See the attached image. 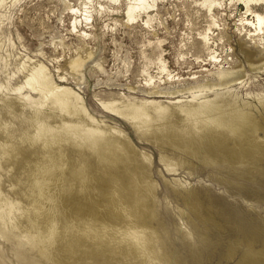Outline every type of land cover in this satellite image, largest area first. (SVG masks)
<instances>
[{
  "label": "rangeland",
  "instance_id": "rangeland-1",
  "mask_svg": "<svg viewBox=\"0 0 264 264\" xmlns=\"http://www.w3.org/2000/svg\"><path fill=\"white\" fill-rule=\"evenodd\" d=\"M134 1L0 0V203L6 198L16 201L5 218L4 208H0V264H171V252L182 255L185 264H195L193 254L201 249L195 227L215 240L204 250L206 264H237L252 250L239 228L252 221L254 226L261 225L259 239L252 242L254 250L264 249V161L258 160L254 166L251 160L204 163L182 149L160 147L150 138L152 129L165 121L156 106L168 105L176 113L171 120L182 124L188 115L181 107L195 106L198 100L192 94L200 91L197 84L205 83L213 86L203 90L209 97L215 96L214 89L222 90L217 95L221 102L228 101L235 90L252 101L250 126L239 133L226 127L215 131L238 150L252 142L264 144V106L257 99L264 96V71L250 69L239 49L242 44L264 61V33L247 23L256 21L257 13L264 16V0H137L143 7L138 6L139 12L130 18L127 9ZM214 54L217 61L212 60ZM77 56L84 63L74 70L71 60ZM39 62L60 85L70 86L82 96L103 128L121 129L112 131L131 144L139 159L150 162L156 189L153 224L163 234L167 230V245L158 238L153 251L97 254L88 249L97 246L95 242L100 244L94 228L100 230L107 245H117L115 235L120 233L114 228L125 227L136 218L129 192L132 179L123 163L105 166L97 153L105 141L95 143L85 133L88 117L83 111L82 116L80 111L64 113L49 99L38 108L34 101L40 97L37 91L29 85L18 89L28 71L23 66ZM236 67L244 69L242 83L228 90L225 85H213L222 69ZM103 100H114L117 105L143 104L151 114L150 130L137 128L132 119L106 108ZM37 116L51 127L40 137L35 135ZM203 124L198 128L213 127ZM162 155L175 161L177 169H167ZM51 156L60 157L61 162L57 159L58 165L49 169L54 175L45 191L71 198L70 204L63 208L60 198L59 212L49 199L43 200L45 213L36 216L30 213L34 210L29 201L34 202L32 194L38 190L31 187L36 173L48 175L46 163ZM179 159L185 161L180 162L183 166ZM80 169L87 181L77 173ZM190 188L199 192L209 209L208 218L189 210L184 195ZM54 217L57 231L45 238L42 247L47 255L39 246L38 233ZM21 221L26 230L15 225ZM19 249L26 254H18Z\"/></svg>",
  "mask_w": 264,
  "mask_h": 264
},
{
  "label": "bare ground",
  "instance_id": "bare-ground-1",
  "mask_svg": "<svg viewBox=\"0 0 264 264\" xmlns=\"http://www.w3.org/2000/svg\"><path fill=\"white\" fill-rule=\"evenodd\" d=\"M136 3H139V2H137L136 0V2L134 1L133 3H130L128 6L127 13L130 18H134L136 15V11L139 6ZM142 7L139 6L140 9ZM74 8L75 7H73V9ZM76 11L78 10L76 9ZM247 23L253 24L255 26V30H257L258 33H264V16L263 15L257 13V20L255 21L251 19ZM239 49L244 53L245 59L250 69L252 70L256 69L257 71H261V72L264 71V61H262L263 58L258 57L256 51H251L248 48H245L242 44L240 45ZM212 60L217 61L218 60L217 55L215 54L212 55ZM220 61H222V58ZM83 63H84V59L81 56H77L71 60V67L74 70H76V69H79L83 65ZM23 68H25V70L27 69L28 71L26 74L24 73L25 74L24 85L21 87H18V89L20 90L24 88L26 85H29L32 90L37 91L40 94V97L34 101H35V105H37L38 108L45 106V104L48 103V99H49L50 102L54 103L57 106V108L63 111L64 113H68V114L73 113L75 115L76 111H80L81 116H82V111H83L88 117L86 119V126L84 128L85 133L90 137V139L94 140L95 143H98V141H101L102 139H104L105 141L104 148L102 150L97 151V153L101 156V159L104 162L105 166L107 168L109 166H110L109 168H112V164L117 166L119 165V163H123L122 165L125 166L126 169L128 170V174H127L128 177H131L132 179L131 180L132 188L130 189L129 192L131 193V197L133 199L132 202L135 204L136 209L133 212L136 218L130 219L128 223L125 225V227L119 226V227L114 228L116 232L120 233V235H115V237L117 236V238L119 239L118 241H115L117 245H114V244L107 245L106 244L107 242H105V240L101 236L102 234H100V230L97 227L94 228L92 231L95 233L97 239L100 238V244H99V241L95 242V243H98L97 246H93L92 248L89 247L88 249L97 254H101L107 251H116V252L124 251L126 253H137V251L138 253L146 252V251H153L155 242L157 241L158 238H162L161 239L162 245H165L168 239V236H169L167 234V230L163 234L160 232V230H158L159 229L158 226H155L153 224V219L156 216V210H155L156 208L154 206L155 198H156L155 197L156 189H155V184L153 182L154 180L152 179L153 177H151V174H150V170H151L150 164H149L150 162H143V159L142 160L139 159L137 156L138 155L137 151L134 148H132L131 144L126 142V140H124L121 136L113 133L112 131V129H115L120 132L121 129L117 128L116 126H109L107 127V129L103 128L100 123V120L97 119L94 115H92L88 111L82 96L78 92H76L72 87L67 86V85H60L51 76V74H49L50 72L48 71V67L44 63L39 62L29 68H26V66H23ZM244 74H245L244 69L242 67H239V68L236 67V68H232L228 70L222 69L220 73L218 74L219 81L216 83H213V82L212 83L213 85L215 84L219 86L225 85L226 86L225 89H226L227 87H230L231 85L242 83L244 81L242 79ZM196 86L201 87L199 88L200 91L193 92L194 90L193 88H192L193 90L191 91L193 92L192 98L198 100L197 104L195 106L181 107L182 110H185L188 115L186 121L190 120V122L184 121L183 123L181 120L182 124H179L180 122L178 123L175 120L174 121L171 120L172 119L171 117H176V113L174 112L175 110L174 111L171 110L168 105L158 104V106L156 107L158 111L161 113L162 119L164 118L165 121L160 125H156L155 128L152 129L153 131L150 134L151 135L150 138L154 142H156V144H158L160 147H165V146L174 147L175 149H177L174 151H178L182 149L183 152L184 151L186 152V154L188 153V155L190 156H195L196 158H198L204 163H210L214 159H218V160L226 159L232 163H237L240 160H243V161L251 160L252 163L250 165L254 166L258 160L264 161V144L262 143L255 144L252 142V143H249L247 146L243 147L242 150H238L235 147V145H231L229 142H227V139H225L222 135L218 134L215 131V129L219 130L218 128L226 127L234 133H239V131H241L246 126H250L253 120L252 116L254 114L250 108L252 101H250L245 96H242L241 93L235 90L232 93V96L228 101L221 102L220 101L221 99L219 100L217 95L220 94L222 90L219 91L218 89H214L215 96L209 97V94L203 93V90L205 89V87H213L212 84L199 83ZM156 91L158 90H153L152 92H156ZM257 99L259 103L264 106V96L263 95L258 96ZM102 103L106 108H109L112 111L117 112L118 114H121L122 116L129 118L130 120L132 119V123L137 128L143 129L144 131L150 130V127L152 126L151 114L143 104L117 105L114 100H103ZM255 106L256 108H259L257 104H255ZM177 119H178V116H177ZM36 122H37V125H36L35 135L37 137H40L43 133L51 129V127L47 123H45V121H43L39 116H37ZM66 122L67 120L64 119V123ZM203 123L212 125L213 127L209 128L208 126L207 128H204V129L198 128V127H203L204 126ZM202 124L203 126H201ZM197 128L199 130H196ZM108 129H109V135L107 136L106 133ZM6 136L9 137V135H6ZM86 156L84 157L87 158ZM57 159L59 162H61L60 157H57ZM57 159L55 158V156H51L49 158V163H46L47 165L45 164L47 168L46 170H48L46 171V173L48 175L46 174L39 175L36 173L34 177V184L32 185L31 189H34V185H35L36 189L38 190V193L32 194L34 202L29 201V203L32 204V209L34 210V212H30V213H33L36 216H41L42 214L45 213L46 208L44 209V207L42 206L43 200L49 199V201H51V204L53 203L52 208L55 211L62 212L60 211L62 206L63 208H65L64 206L66 205L67 202L69 203L68 200L71 199V198H66L63 194H62L63 196L62 195L57 196L53 194L55 192L54 190H53V193L45 191L46 188L51 187V186L47 187V185H48L49 179L52 178L51 176L54 175V171L53 170L49 171V169L53 167L55 168L58 165ZM161 159L164 161L167 169H170V170L177 169L174 167L175 165L173 166L175 161L173 162L172 160L168 159L164 155H162ZM12 161H16V160L12 159ZM180 162L183 163L185 161L179 159V163ZM179 165H181V163ZM82 171L83 169H80L79 171H77V173L81 174L83 181L85 180L87 181L86 176L83 174ZM104 178L107 179L106 177ZM198 193L199 192L195 188L188 189L186 191V194L184 195L185 202L187 206L189 207V210H191L195 215L199 217L206 216L208 218L207 213L209 209L205 207V204L199 198L200 195ZM118 194L119 193H117V196H119ZM36 196H38L37 199H36ZM60 198H61V203L63 204L61 207L58 206V202ZM15 203L16 201L9 199V198H6L4 200V203H0V208H4V211H5L4 213H6V214L2 213V217L7 216V215L9 216L8 213L11 212L15 208ZM74 205H75V202L72 206ZM90 205H92V203ZM23 211H25L24 207H23ZM67 212L68 211H64L63 213L66 214ZM84 213L85 212H83V214ZM209 215H210V212H209ZM230 216L231 218L234 219L232 215ZM112 222H114V220ZM15 225L21 228L25 227L23 228L24 230L27 229L26 224L24 225L22 221L20 222V224L19 222H17ZM254 225L252 221V222H249V224H247L246 227L241 226L239 228V231L242 232V238L246 239V241L248 242V245L251 242L249 246L252 248V250L249 253H247L244 259L239 260L237 264H264V249L261 248L262 250L255 251L253 244H252L253 241L259 239L260 237L259 227L261 225L260 226L259 225L254 226ZM47 226H48L47 229L45 228L44 230L38 233L39 235L38 239H39V246L41 247V250L45 252L47 255H49V253L42 247L44 246L45 238L53 236L57 231L56 229L58 227V223L57 221H55V217L51 220L50 224H48ZM195 228H196L195 232L198 236L197 237L198 239L195 236L194 237L195 239H197L198 244H200L198 248H201V249L197 248L200 252H198V254L196 253L193 254V263L206 264L205 255H203L204 250L208 249L211 246V244L213 245V243H215L214 242L215 240L213 241L212 234L211 236L208 232L204 231V229H202L201 227L199 228L195 227ZM117 250H120V251H117ZM16 252L20 254L21 256L26 254L25 251L21 249L16 250ZM171 253H169L171 257L169 258V262L171 264H185L186 259H184L182 255H179V254L177 255L176 253L171 254Z\"/></svg>",
  "mask_w": 264,
  "mask_h": 264
}]
</instances>
